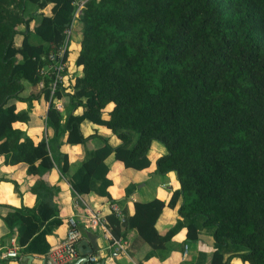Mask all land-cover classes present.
<instances>
[{"label": "trees", "instance_id": "1", "mask_svg": "<svg viewBox=\"0 0 264 264\" xmlns=\"http://www.w3.org/2000/svg\"><path fill=\"white\" fill-rule=\"evenodd\" d=\"M76 1L0 0V154L37 175L30 187L34 203L2 216L8 229L16 226L20 252L45 253L46 234L60 222L47 194L51 186L40 175L54 166L51 146L64 132L67 143L98 141L76 161L60 153L57 168L74 194L110 197V153L123 166L141 169L150 163L152 139L165 148L153 170L173 171L178 186L166 200H134L123 220L109 211L113 235L132 228L134 240L150 247L146 254L163 259L183 248L184 241L171 236L186 226L188 236L210 234L207 264H224V254L264 264V0H83L74 15ZM75 18L79 72L69 91L58 84L50 95L48 75L32 91L41 78L38 67L65 43ZM39 95L52 133L33 141L12 122L27 120ZM61 95L67 98L64 114L52 100ZM18 101L26 107L17 108ZM83 119L104 126L119 142L84 135ZM164 206H176L178 218L159 233L154 223ZM205 259L198 252L185 264Z\"/></svg>", "mask_w": 264, "mask_h": 264}, {"label": "crops", "instance_id": "2", "mask_svg": "<svg viewBox=\"0 0 264 264\" xmlns=\"http://www.w3.org/2000/svg\"><path fill=\"white\" fill-rule=\"evenodd\" d=\"M47 10L48 6L44 8V12H47ZM73 21L74 19L72 22ZM65 65L62 85L65 86L63 88L64 92H68L69 88H66V83H69V76H71L70 72L73 71V75L78 68L73 65L70 67L67 63ZM37 90L38 88H32V91L34 92ZM52 100L56 108L64 114V106L67 100L66 96L61 95L60 97H53ZM26 104L25 101H18L16 107L25 108ZM46 106L47 103L44 101L42 95L33 98L30 102V109L28 111L29 116L27 120H15L12 122V125L29 134L33 141L38 140L42 136H50L52 133L51 129L47 127L44 122ZM110 107L111 103H108L104 107V110H107ZM79 109L80 107H76L73 112H78ZM86 121L88 120L83 119L79 123L81 132L84 135L92 134V132L99 134V128L96 124L88 121L91 123V126H89ZM101 127L105 129V134H102V136H105L111 145L118 143L119 139L114 134L110 133V131L104 126L101 125ZM59 135V145L56 147L54 145L51 146V152L54 156L53 161L55 159V164L40 175L44 183L51 186V192L47 194L57 206L58 217L60 218V222L55 226L53 225L50 233L46 234L50 247L63 238L67 227V217L73 215L78 221L80 231L83 229V233L80 234L79 239L86 238L85 229L96 234L95 242L97 244V249L91 252L98 255L99 259L92 264H100L103 261L107 264H185L188 260H194L198 252H202L205 255L206 259L204 264H207L209 254L213 249L210 234L207 231L201 230L197 231L196 236H188L190 230H188L186 226L180 227L171 236V240L176 243L184 241L183 248L181 250L172 249L163 259H159L153 254H146L150 247L146 243L134 240L135 230L132 228L124 231L122 238L127 240L125 249L118 252L114 251L112 247L108 245V239L103 235L99 226H89L82 221L87 212L90 210H98L99 214L106 218V214L111 211L109 206L110 200L114 201L124 214L125 212L131 213L133 211L134 200H147L153 196L166 200L170 190L178 186L175 174L173 171L159 174L156 173L153 170L154 160L149 157L147 151L150 160L149 165L141 169H135L138 171V176L136 178H128L126 183H120L112 174L121 171L120 165L123 166V164L118 159H115L112 153H110L105 158L108 167L107 176L111 179V183L107 187L110 197L108 198L107 196L98 195L92 192L74 194L70 185L57 168L56 164H59L60 162V153H66L69 161H76L82 158L84 147L86 145L92 147L95 146L98 141L97 138L91 137L87 138L85 143H67L61 141L64 138V132H61ZM110 155L114 160L109 158ZM3 158L4 156L0 154V245H15L17 254L15 256L0 258V264H28L26 258H23V256L28 253L20 252V247L15 241L16 226L8 229L2 216L12 207H19L21 205L31 206L34 203L35 193L30 187L37 175L29 174L26 171L24 162L6 163ZM109 160L112 166V171L108 166ZM126 188H128V190H126ZM138 188L140 189V193H138ZM177 218L178 214L176 212V206H164L154 223L156 230L159 233H163ZM29 254H31V262H43L45 253ZM73 262L74 260L67 264H72ZM223 262L224 264H249L233 254H224ZM76 264L80 263L77 262Z\"/></svg>", "mask_w": 264, "mask_h": 264}, {"label": "built area", "instance_id": "3", "mask_svg": "<svg viewBox=\"0 0 264 264\" xmlns=\"http://www.w3.org/2000/svg\"><path fill=\"white\" fill-rule=\"evenodd\" d=\"M83 0L76 1V8L74 15L79 12V7ZM66 34L69 33V28L65 29ZM66 48L65 43L57 49L55 52L50 51L46 57V62L38 67L37 71L41 75V78L36 83L35 87L39 88L43 83V76H51L49 82V94L52 95L54 89L58 84L62 85L64 78V70L66 64V56L64 55V50ZM54 107L56 108L55 104ZM77 194V193H76ZM109 206L111 211L119 217L120 220H123L124 213L121 208L114 202L110 201ZM86 225L89 226H99L103 235L108 239V245L116 252L123 251L125 249L127 240L121 236H115L110 231L107 220L105 217L99 214L98 210H90L84 216L83 220ZM80 228L78 226V221L75 216L70 215L67 217V227L64 233L63 238L58 241L56 244L51 246L46 252L43 258L44 264H67L76 260L80 254L76 248V243L80 238ZM17 254L16 246H2L0 245V258L7 256H15ZM86 260L91 263L98 261L99 257L93 252H88L85 254ZM100 264H107L106 262H101Z\"/></svg>", "mask_w": 264, "mask_h": 264}, {"label": "rangeland", "instance_id": "4", "mask_svg": "<svg viewBox=\"0 0 264 264\" xmlns=\"http://www.w3.org/2000/svg\"><path fill=\"white\" fill-rule=\"evenodd\" d=\"M78 34H79V22L76 20V18L74 19V21L71 23L70 27H69V33L66 34V42H67V65L71 67V65H74L73 63V57L76 53V49L78 46ZM79 72L78 70L75 72L77 73ZM73 71L70 72V75H72ZM71 76H69V82L71 79ZM66 88L69 87V83H66ZM36 88V87H35ZM67 101V100H66ZM87 124H89V126H91V123H89L88 121H86ZM95 124V123H94ZM96 126L99 128V134L100 135H104L105 134V129L101 127V125L96 124ZM102 129V131H101ZM26 135L29 136V134H27L26 132H24ZM30 137V136H29ZM119 142V141H118ZM165 151V148L163 146V144L161 142H159L156 139H152L150 142V146H149V150H148V155L152 160H155V158L163 153ZM109 158H112L111 155ZM108 166L109 169L112 171V166L110 163V160L108 161ZM121 171L119 172H115V174H112L115 176V178L120 182V183H126V181L128 180V178H136L138 175V171L132 168H128V167H123L120 165ZM157 173V172H156ZM159 174V173H158ZM176 178V177H175ZM177 180V179H176ZM141 183V181H140ZM138 193H140V189L138 188Z\"/></svg>", "mask_w": 264, "mask_h": 264}, {"label": "water", "instance_id": "5", "mask_svg": "<svg viewBox=\"0 0 264 264\" xmlns=\"http://www.w3.org/2000/svg\"><path fill=\"white\" fill-rule=\"evenodd\" d=\"M85 236L86 238H81L76 243V248L80 256L76 260H74L72 264H76L77 262H79L80 264H92L91 262H88L86 260L85 254L97 249V244L95 242L96 234L88 229H85ZM23 258H26L28 264H43V262L41 263L31 262V254L29 253L25 254Z\"/></svg>", "mask_w": 264, "mask_h": 264}]
</instances>
